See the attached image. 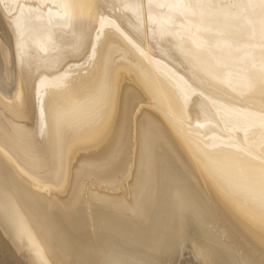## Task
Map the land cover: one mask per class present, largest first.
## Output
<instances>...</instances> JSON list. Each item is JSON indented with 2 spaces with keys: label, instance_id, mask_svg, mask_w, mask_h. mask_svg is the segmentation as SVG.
I'll use <instances>...</instances> for the list:
<instances>
[{
  "label": "bare ground",
  "instance_id": "1",
  "mask_svg": "<svg viewBox=\"0 0 264 264\" xmlns=\"http://www.w3.org/2000/svg\"><path fill=\"white\" fill-rule=\"evenodd\" d=\"M138 94L158 113L134 112L131 198H82L81 179L118 180ZM178 139L244 227L233 220L242 260L197 247L210 262L264 263V0H0V242L12 258L23 245L35 264H175L215 216Z\"/></svg>",
  "mask_w": 264,
  "mask_h": 264
},
{
  "label": "rangeland",
  "instance_id": "2",
  "mask_svg": "<svg viewBox=\"0 0 264 264\" xmlns=\"http://www.w3.org/2000/svg\"><path fill=\"white\" fill-rule=\"evenodd\" d=\"M9 41H10V44H11V40H9ZM11 50H12V48H11ZM138 96H139V98L142 97V99H139L140 101L138 100L135 103V105L133 106V110L130 113V117H129V121H128V132H127L126 158L124 160V163H123V166H122V170H121V172L118 175L119 176L118 180L116 182H114V183H107L105 185V184H101L99 181L95 180L92 176H87V177L81 179L82 181L80 182V184H81L80 195H81L82 198L87 199V196H88L87 192L90 191V190L91 191L95 190L96 192L100 191V192H106V193H110V194L120 195L122 197V199H126V200L131 198L132 185L130 184V182L132 180L131 178L133 177L134 172L132 170L130 172V169H131L130 165L132 164V166H134L133 165L134 160L132 159L133 156H134V154H133L134 152L133 151H135V154L138 153V149L134 148V147H136V145L133 146L134 143H135V141H133V135L135 136L134 133L136 131V128H134L135 127V125H134L135 122H133L135 120L134 119V116H135L134 112H135V110H138V109H141V108L142 109L145 108L146 110H149V111H152L153 113H155V115L158 113V111L155 110L152 107V103L150 101H145V99L143 98V96L141 94H138ZM133 125H134V127H133ZM170 129H171V127L168 128V131ZM169 132H170L172 137H175L174 134L172 133L173 131H169ZM134 140H136V139L134 138ZM177 141H178V143H176V144L178 145L179 150L181 151L184 159L187 161L189 167L194 172L195 185H197L198 190L200 191L202 197L204 198V201H205L206 205L211 209L212 216H214V215L215 216L212 217V219H211V221L213 220L212 222L211 221H207V222L205 221V222H203L204 226L202 225L203 226V230H205L207 233L212 231L213 234L210 232V234H212V235H210L208 233V236H207L208 238H207L204 235V233H202V231H200L201 229H197L198 231H196V232L194 231L195 235H194V233L192 231L191 232L192 240H190V242H188L187 240L185 242H183L182 245H180L181 249L178 252V255L176 256L177 258L175 257L176 260H174L173 257L171 259H173L175 261V264H218V263L222 264L223 260L222 261L218 260V261H213V262L208 261V255H209V253H212V252L210 251L208 253V251L206 249H200L196 245V244H199L201 246V245L205 244L204 246L209 245V246H211V248L218 247V246L221 247V248L223 247L225 250H227V248H228V250L230 252L233 251L232 254H234V257L236 256L235 257L236 259L242 260L244 254H243L242 250L239 249L236 246V244L234 243L235 242V237H234L235 235L234 234L236 233V231H238L237 230L238 227H237L236 224H238L239 226H241L244 229L243 225L240 222V219L236 215L233 216V214H231L228 211V207L225 204H223L224 202H222V200L218 197V194L215 192V189H214L210 179L206 175L201 173L199 168L195 165V162L193 161V158H192L191 154L188 152L187 148H185L186 146L182 145L184 143L182 141L179 142V139ZM133 149H135V150H133ZM131 160H132L133 163L131 162ZM128 175H130V176L128 177ZM27 187L29 188V184H28ZM215 194H217V195L215 196ZM218 199H219V201H218ZM218 205L221 206L223 209H225V211L229 214L228 217L230 216L229 219L231 218L230 221L232 220L231 222L230 221L229 222L231 223L232 227L229 224L228 219L225 218V216L223 217L221 215V211H219ZM84 206L85 207L83 209H84V211L86 213H91L92 212L91 209H93V208L91 206H89V205H87V206L84 205ZM219 214H220V216H219ZM223 218H225V219H223ZM233 220H234V223H236V224L233 223ZM205 224H207L206 225L207 226L206 229H205ZM90 226H92V225H89V227ZM93 228L94 227L92 226L91 228H89V230H92ZM208 228H209L210 231L207 230ZM198 232H199V234L201 233L200 235L203 234V236L200 237V235H198ZM193 236L195 238L194 239L195 243L193 241ZM199 237H200V239H198ZM196 239H198V241ZM208 239H210L209 240L210 242L208 241ZM124 240L125 241H127V240L129 241V239L126 236L124 237ZM192 242L194 243V245H193ZM200 242L202 244H200ZM212 242H213V244H211ZM201 247H203V246H201ZM16 252H17V256L18 257H16V259L12 258L8 254V252L4 249V247L1 245V242H0V264H17V263L18 264H35L34 253L28 247L20 245L19 247H17ZM169 256L171 257V255H169ZM24 257H25V260H24ZM48 258H49V256H48ZM26 259H27V261H26ZM260 261H261V259L259 261H257L256 259L255 260L249 259L245 264H264L263 262H260ZM49 262H51V264L55 263L52 259L49 260Z\"/></svg>",
  "mask_w": 264,
  "mask_h": 264
}]
</instances>
